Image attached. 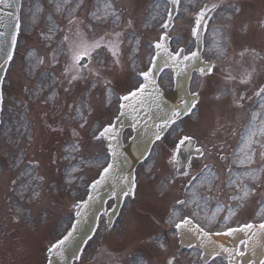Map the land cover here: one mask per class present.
<instances>
[{"label": "rangeland", "instance_id": "1", "mask_svg": "<svg viewBox=\"0 0 264 264\" xmlns=\"http://www.w3.org/2000/svg\"><path fill=\"white\" fill-rule=\"evenodd\" d=\"M203 1L182 0L170 33L176 47L181 43L188 50L193 47L192 18ZM212 4H219V9L206 37V56L214 60L215 67L205 77L194 76L191 84L202 98L199 111L173 126L176 132L168 135L161 151L157 148L154 160L139 169L136 199L128 201L123 217L110 232L104 233L102 225L79 264H167L172 258L177 264H198V251L184 256L179 249L174 225L169 223L173 213L175 222L192 217L207 227L239 219L242 215L238 213L245 208L249 216L240 220L261 218L264 187L256 197L254 192L264 186V135L258 131L264 127V94L256 95L264 87V0H217ZM23 7L21 34L25 39L20 38L6 79L2 115L7 119L0 129V221L7 232L0 235V264L45 263L46 247L67 226L76 203L85 195L84 184L107 160L104 142L94 139V134L100 123L114 117L117 95L132 89L139 81L137 73L147 67L149 41H156L163 32L158 27L167 4L162 0H88L86 6V0H24ZM77 16L79 21L73 22ZM80 24L90 38L117 36L122 53L113 57L107 48H101L88 65L99 75L83 69L86 80L74 85L64 77V37ZM243 58L249 68L247 75L251 74L246 83L241 81L247 75H239ZM161 85L171 90L170 73L162 76ZM57 94L61 106L54 109ZM62 111L69 113L64 120H60ZM85 114L88 123L82 128ZM54 126L63 135L50 132L49 127ZM183 127L185 133L197 134L209 153L195 163L193 171L213 163L203 173L208 179L203 183L199 179L187 193L181 191L179 182L170 183L176 171L168 162L169 147L173 149ZM252 132L257 134L249 144ZM40 184L44 187L38 197ZM193 193L200 205L197 215H193L195 204L177 206L182 198L192 200ZM14 214L20 222L14 221ZM22 235L24 239L19 240ZM104 245L110 254L100 256ZM209 264L224 263L218 259Z\"/></svg>", "mask_w": 264, "mask_h": 264}, {"label": "water", "instance_id": "2", "mask_svg": "<svg viewBox=\"0 0 264 264\" xmlns=\"http://www.w3.org/2000/svg\"><path fill=\"white\" fill-rule=\"evenodd\" d=\"M17 24H19V0H7V4H0V33L4 34L3 37H0V96L3 77L10 61L8 57L9 55L12 56L14 48L11 39L12 36L16 37L18 32ZM199 66L196 61L192 66L188 67L185 76H182L181 78V84H183L184 81L186 86L190 72L194 68L198 69ZM154 75L157 78L156 72H154ZM151 91V89H148V92ZM148 92H145L143 96V106L137 103V111H133L132 108H127L125 110L126 114L120 116L119 121H115L120 131L118 141L106 140V142L107 146L109 143L119 145L117 148L119 154L115 158L111 155L114 168L109 175L116 174V176L112 182L108 180L109 184H106V179L95 189L91 187L88 198L85 202L80 203L77 208L76 222L74 224L75 230L73 231V228L70 230L73 235L71 241L64 247L63 254H58L56 249L51 251L52 264H72L74 259L79 258L80 250L96 229L98 217L104 210L105 198L114 195L119 203L123 198L122 194L125 192L132 194L131 189L133 187L134 167L143 159L147 154L150 145L155 141L153 135L156 131L155 126L161 123L163 113L173 109H180L183 112V106L181 105L178 107L174 103V101L180 96L185 98L189 105L195 101V97H193L192 100L188 99L187 92L181 95V89L172 96H166L162 92L158 101H154V97L148 95ZM170 102H173L174 104H170ZM1 103L2 101H0V110ZM123 103L128 104L130 102L124 101ZM157 103L160 105L159 108L156 106ZM173 106L174 108H172ZM158 110H160V112ZM120 123H123L121 127H119ZM128 126L133 129L134 138L130 140V145L124 147L121 142V136L124 128ZM151 130H153V132H151ZM138 140H140L139 145ZM133 149L135 153L133 152ZM120 159L129 160L131 168H129L128 174H126L127 171L125 168L119 164ZM118 210L119 209L115 207L114 211L117 212ZM189 228L191 230H189ZM189 228L182 227L181 229H178L181 243L188 246L196 245L201 248L204 252L205 260L217 255V253L218 255L223 256L228 261V264H250L251 262H253V264H260L264 259V230H261L259 225L254 227L250 232L237 231L232 236L209 234L208 237H205L200 234L199 227L192 223ZM244 240L247 242L245 253L243 256H238L236 255L238 246L240 242ZM224 249H228L229 251H224ZM229 252H231V255H229Z\"/></svg>", "mask_w": 264, "mask_h": 264}, {"label": "snow or ice", "instance_id": "3", "mask_svg": "<svg viewBox=\"0 0 264 264\" xmlns=\"http://www.w3.org/2000/svg\"><path fill=\"white\" fill-rule=\"evenodd\" d=\"M168 2L173 6L168 11V16L164 24L161 25V27L164 29V33L159 37V39L155 42L153 45V48L155 50V55L151 57L149 60V66L146 70L138 72V76L143 78V82L139 83V86L136 87L134 90H131L128 92L127 95H124L120 97V109L118 110L120 112V115L116 117V121L120 120V116H123L126 114L127 108H132L133 111H137L136 104H140L143 106L144 100L143 96L145 92H148V89H151V92H148V95L154 97V101H158L161 97L162 90L160 88L159 83L157 82V79L154 75V70L158 67L156 61L160 56H164L165 60L163 62V66L159 68V71L163 72L164 68L169 67L170 65H175L177 67L183 65V68H181V71H183L184 68H188L192 66L197 60L200 59V53L198 51H190L188 53L185 52V49L179 48L176 51H172L167 43V40L170 39L167 35L168 29L174 27V19L173 16V9L175 11L179 12V5L181 3V0H168ZM0 4H7V0H0ZM110 7V5H109ZM218 7L217 4H212L211 6L205 4L198 13L194 16V27L191 29V36L196 38L197 41L200 39V33L201 30L204 27V22L206 18L208 17V13L213 12ZM97 19H100V17H97ZM72 21H70L71 23ZM17 28H19V24H17ZM79 35V33H78ZM4 34L0 33V37H3ZM64 39L67 41L69 38L67 36L64 37ZM11 43L14 46L16 43V37L12 36ZM101 48H107L109 52H111L113 57L117 56L118 52V46L112 45L110 46L109 43L104 42L103 37H101L99 40H95L92 42L87 41L83 37L79 39V41H74L69 46V51L71 52V65L69 68H66V73L68 71H72L73 75L71 76V80L69 81L71 83L72 80L77 79H84L85 77L82 75L83 69H87L88 72L92 73L93 75H99L98 72H96L92 68H88L87 64H82L81 62L87 58L88 64H91L93 56L98 55V50ZM11 59V56L8 57ZM42 62V61H41ZM115 63H119V60L116 59ZM211 67L208 62H205L204 67H199L198 71L201 76H206L211 73ZM251 78V74L249 76L242 80L241 83H246L248 79ZM261 94H264V87H262L257 93V96H260ZM199 93L193 92L192 96L198 97ZM243 99V97H241ZM0 101H2V96H0ZM124 101H128L130 103L125 104ZM156 106L159 108V103L156 104ZM183 106V115H188L192 112V110L196 107L195 103H192L189 105L187 102L182 101ZM79 112V110H78ZM138 114V112H137ZM182 116V111L180 109H173L169 110L167 112L163 113V118L161 120V123L157 124L155 126L156 131L153 133L155 140L159 141L163 138L164 133L167 132L169 129L172 130V132H176V129L173 127L177 125L178 121L180 120ZM86 123V120H85ZM83 123L81 124V127H83ZM260 135H264V127H261L258 129ZM257 133L252 132L249 136L248 143H252V137H254ZM120 136V131L116 125L115 122H110L107 125L103 126L101 130H99L98 134H94V139L96 140H108V141H118V138ZM193 141V137L189 135H183L179 137L178 142L175 140L173 141L174 148L171 153H169V162L175 165L178 163L177 161V155L179 154L181 147L185 145H191ZM117 145H113L111 143L108 144V149L112 155L113 158H115L119 153L117 152ZM198 153L203 155V152L201 149H196ZM264 155V153H262ZM246 159L248 163H251V156L246 154ZM245 161L242 160L241 163H244ZM191 161H189V164ZM207 167V166H205ZM114 168V163H108L107 167L103 168V171L100 173V179L93 181L92 187L95 189L99 184H101L103 181L108 179L109 175L111 174L112 170ZM75 169H73L74 171ZM203 171V170H202ZM183 175H188V172H184ZM253 179H258V176L252 177ZM126 179V178H125ZM193 179H196V177H193ZM208 178L206 176L201 175L200 182L203 183ZM134 181H133V187H134ZM38 195V194H36ZM124 195H129V192H125ZM245 196L248 195V192L246 191L244 193ZM91 198V197H90ZM177 204H180L181 206H185L186 204H195L196 207L193 208V215H197V209L200 208L198 198L195 197V193H193V199L190 201H182L178 200ZM79 207V205H77ZM175 216L176 213H173L172 217L169 219V223L173 224L176 229L189 228L191 224V220L188 217H185L183 220H181L179 223L175 222ZM255 225L249 223L245 224L242 229H233L228 228L226 232L224 233H217V235L223 234L227 236L234 235L237 231H251ZM259 228L261 230H264V223H261L259 225ZM75 230V225L73 226V231ZM189 230H191L189 228ZM200 234H202L205 237H208L209 234L204 231L203 228H199ZM73 233L69 232L66 236L63 237V239L59 240L56 245L53 246V249H56L58 254H63L64 247L71 241ZM241 243L246 247L247 242L241 241ZM163 246V245H161ZM222 247V246H221ZM53 249H49V251H52ZM224 251H229L228 249H224ZM218 255V253H217ZM229 255H231V252H229ZM236 255L243 256L244 252L237 251ZM168 264H173L171 260L168 261ZM264 264V262H262Z\"/></svg>", "mask_w": 264, "mask_h": 264}, {"label": "flooded vegetation", "instance_id": "4", "mask_svg": "<svg viewBox=\"0 0 264 264\" xmlns=\"http://www.w3.org/2000/svg\"><path fill=\"white\" fill-rule=\"evenodd\" d=\"M222 158H224V157H222ZM191 168H192V165L189 166V168L187 170L188 175H184V176L178 177V182H179V184L182 185V189H185V191H187V189H190L192 187V185L194 184V182H195V181H193L194 175H193V173L191 171Z\"/></svg>", "mask_w": 264, "mask_h": 264}]
</instances>
